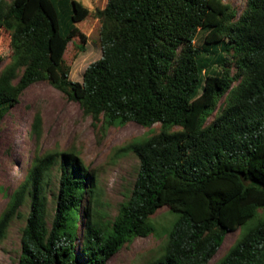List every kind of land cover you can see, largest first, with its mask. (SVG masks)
Returning <instances> with one entry per match:
<instances>
[{
  "label": "trees",
  "instance_id": "1",
  "mask_svg": "<svg viewBox=\"0 0 264 264\" xmlns=\"http://www.w3.org/2000/svg\"><path fill=\"white\" fill-rule=\"evenodd\" d=\"M71 8L64 30L55 0H0L10 48L0 71V124L29 86L45 82L93 122L159 130L116 150L133 154L138 168L112 219L99 210L96 177L75 152L36 157L0 214V243L28 201L17 264H109L125 245L154 233L150 217L167 208L175 221L162 255L148 264H209L236 231L215 264H264V0L240 7L232 0H107L94 12L101 57L80 83L68 79L64 55L76 37L85 42L75 24L90 11L74 0ZM39 121L32 122L36 136Z\"/></svg>",
  "mask_w": 264,
  "mask_h": 264
},
{
  "label": "rangeland",
  "instance_id": "2",
  "mask_svg": "<svg viewBox=\"0 0 264 264\" xmlns=\"http://www.w3.org/2000/svg\"><path fill=\"white\" fill-rule=\"evenodd\" d=\"M62 27L67 29L73 0H55ZM89 9L90 15L75 24L85 36L82 43L79 37L67 47L64 55L69 69V80L81 82L87 66L101 57L99 46L100 22L94 12L102 10L107 0H74ZM240 7L242 0H232ZM202 36L195 39L199 47ZM82 47V51L78 48ZM0 71L9 62V35L0 30ZM212 70H215L214 68ZM218 69L213 73H217ZM39 118V136L32 129L34 117ZM155 124L150 130L129 123L124 127H106L101 122H93L85 116L79 105L45 82L29 86L15 105L4 116L0 124V214L5 208L9 194L20 184L30 163L50 151H73L87 169L94 174L98 183V208L107 219L116 216L120 204L131 192L136 177L138 163L133 154L116 155L121 146L132 141H141L158 132ZM173 131L177 128L172 129ZM58 170L53 168L49 179L47 198L57 184ZM20 216L14 218L6 238L0 243V264H17L20 255L21 230L28 214V201L21 207ZM264 215V212H260ZM149 221L154 233L146 238H136L125 245L109 264H148L157 260L166 243V231L175 221L167 208L158 210ZM79 231H82L80 224ZM239 236V231L229 233L215 258V264ZM80 245V241H77ZM77 258L82 261L80 249Z\"/></svg>",
  "mask_w": 264,
  "mask_h": 264
}]
</instances>
